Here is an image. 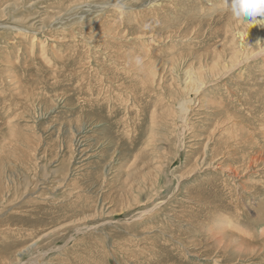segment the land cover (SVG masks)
<instances>
[{
	"label": "rangeland",
	"instance_id": "374dc122",
	"mask_svg": "<svg viewBox=\"0 0 264 264\" xmlns=\"http://www.w3.org/2000/svg\"><path fill=\"white\" fill-rule=\"evenodd\" d=\"M262 18L0 0V264H264Z\"/></svg>",
	"mask_w": 264,
	"mask_h": 264
},
{
	"label": "clouds",
	"instance_id": "9594fccd",
	"mask_svg": "<svg viewBox=\"0 0 264 264\" xmlns=\"http://www.w3.org/2000/svg\"><path fill=\"white\" fill-rule=\"evenodd\" d=\"M223 4L232 18L238 21H256L257 17H264V0H223ZM260 20L264 21V19ZM145 27L148 26L145 25ZM134 63L140 67L143 65V59L136 56Z\"/></svg>",
	"mask_w": 264,
	"mask_h": 264
},
{
	"label": "bare ground",
	"instance_id": "6f19581e",
	"mask_svg": "<svg viewBox=\"0 0 264 264\" xmlns=\"http://www.w3.org/2000/svg\"><path fill=\"white\" fill-rule=\"evenodd\" d=\"M169 6V5H168ZM166 9V8H165ZM262 19H264V17L262 18ZM261 21V20H260ZM264 22V21H263ZM146 29V28H145ZM144 30V29H143ZM106 31H107V34H108V30H107V28H106ZM260 31H261V29H260ZM262 35V34H261ZM259 53H261V52H259ZM239 58V57H238ZM238 58H237V61H239L238 60ZM236 61V62H237ZM236 62H234V63H236ZM233 63V64H234ZM233 64H231V65H233ZM225 69H227V67H225L224 69H223V71L225 70ZM191 78V81L190 82H192L193 81V85H194V82H195V84H197V86L196 85H192L191 87H189V88H187L188 89V92H189V94H191V92L190 91H194L195 90V94H193L192 96H194V97H190L189 96V99L188 100H183V102L181 103V104H179L180 106H179V109L176 111V110H174L172 107V109H171V114L173 113V112H178V114H179V120L180 119H185L186 121H187V119H188V117H189V115H190V109L192 110V108H190V106H188L187 104H191L193 101H195V99H196V94L199 92V90L200 89H202L203 88V85L205 84V82H200V84H199V81H197L196 79H195V77H191V73H190V75H188V77L185 79V80H187L188 78ZM192 78H194V80L192 79ZM189 82V83H190ZM188 83V82H187ZM196 86V87H195ZM186 102V103H185ZM164 106V105H163ZM170 108V107H169ZM163 110V109H162ZM167 115H169L168 113H167ZM173 115V114H172ZM167 117V116H166ZM241 238V237H240ZM262 242H264V238L261 240ZM20 259L21 258H19V259H16V260H14V262H18V261H20ZM8 264H12V263H9L8 262Z\"/></svg>",
	"mask_w": 264,
	"mask_h": 264
}]
</instances>
